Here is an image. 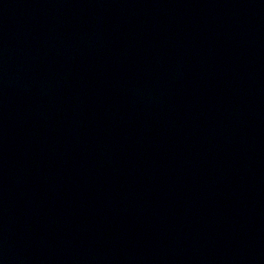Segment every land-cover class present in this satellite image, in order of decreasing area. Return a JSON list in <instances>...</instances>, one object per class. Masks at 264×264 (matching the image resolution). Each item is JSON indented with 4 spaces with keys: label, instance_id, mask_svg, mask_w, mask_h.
Listing matches in <instances>:
<instances>
[{
    "label": "water",
    "instance_id": "water-1",
    "mask_svg": "<svg viewBox=\"0 0 264 264\" xmlns=\"http://www.w3.org/2000/svg\"><path fill=\"white\" fill-rule=\"evenodd\" d=\"M0 264H264V0H0Z\"/></svg>",
    "mask_w": 264,
    "mask_h": 264
}]
</instances>
